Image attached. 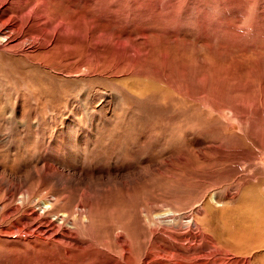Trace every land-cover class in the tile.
Listing matches in <instances>:
<instances>
[{
  "label": "rangeland",
  "instance_id": "obj_1",
  "mask_svg": "<svg viewBox=\"0 0 264 264\" xmlns=\"http://www.w3.org/2000/svg\"><path fill=\"white\" fill-rule=\"evenodd\" d=\"M160 229L264 264V0H0V264H160Z\"/></svg>",
  "mask_w": 264,
  "mask_h": 264
},
{
  "label": "bare ground",
  "instance_id": "obj_2",
  "mask_svg": "<svg viewBox=\"0 0 264 264\" xmlns=\"http://www.w3.org/2000/svg\"><path fill=\"white\" fill-rule=\"evenodd\" d=\"M45 12H46V10H45ZM9 197L11 198V197H13V195L9 194ZM44 206L45 207H42L43 214L50 212V210H52V208H53L52 204H50L49 201H46V203H44ZM34 214H35L36 218H39V216L36 213H34ZM39 214H41V213H39ZM68 216H69V214L64 213V215L60 217L62 225L64 223L68 222V220H67ZM73 219H76V221H77V218H73ZM195 220H194V225L196 226L197 222ZM47 224L50 225V227L52 228L50 233H44L43 236L37 235V238H39L41 241H43L44 244L45 243L58 244V245L65 247L64 249H66V250H68L70 248H74V247L79 249V250L85 249V245L79 244V243H73V241L77 240V235H76V232L74 230H71V231L68 230L67 232H65V233H67V235L60 236V235H57V234H59V233H57L58 232V230H57L58 229V225H57L58 223L56 224V223H53L50 221ZM72 225H73V227L75 226V224H72ZM165 232L166 231L161 230V229L153 231V234H154V242L153 243L155 244V247L157 248L156 250L159 251L157 256H159L162 260H164L160 264H166V261L172 262L173 264H208V262H209V264L210 263H213V264L218 263V260H217L218 255H215L214 253H211V252L210 253L203 252L201 254H198L196 256L191 257L180 249L174 250L173 249V243H180V242L186 243V241L189 242L190 239L186 237V234L185 235H177V236L171 235V236H169L171 239L170 238L167 239V237H166L167 234ZM198 237L199 236L195 234V236L193 237L194 241H197ZM208 239L210 240V238H208ZM119 241H122L123 245L125 246L124 241L122 240V237L119 239ZM211 244L214 246L216 253L221 252V254H222L223 250L221 248H219L212 241H211ZM174 247H176V245H174ZM207 258H211V260H208Z\"/></svg>",
  "mask_w": 264,
  "mask_h": 264
}]
</instances>
